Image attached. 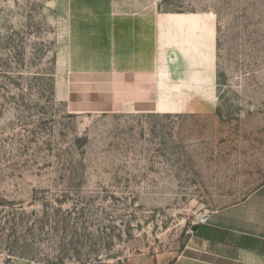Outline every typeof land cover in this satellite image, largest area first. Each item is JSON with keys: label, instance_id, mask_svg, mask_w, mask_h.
Listing matches in <instances>:
<instances>
[{"label": "rangeland", "instance_id": "1", "mask_svg": "<svg viewBox=\"0 0 264 264\" xmlns=\"http://www.w3.org/2000/svg\"><path fill=\"white\" fill-rule=\"evenodd\" d=\"M262 182L264 0H0V264H177Z\"/></svg>", "mask_w": 264, "mask_h": 264}, {"label": "crops", "instance_id": "2", "mask_svg": "<svg viewBox=\"0 0 264 264\" xmlns=\"http://www.w3.org/2000/svg\"><path fill=\"white\" fill-rule=\"evenodd\" d=\"M166 15H162L158 19L159 34L161 23L167 25V21L163 20ZM214 34L216 49L215 25ZM158 42L161 46L160 37ZM180 57H182L181 53L178 59ZM160 66L162 64L154 69L143 68L144 84L151 83L149 81L152 79L153 72L155 84H158ZM164 67L171 69L173 75L175 74L173 76L175 80H185L188 75L189 67L185 65L176 68L177 66L173 67L168 63ZM184 67L187 69L186 72L180 74L179 71L183 72ZM195 68H200V65H196ZM174 69L177 70V73ZM122 70L127 72L126 74H132L130 72H136L138 69L126 68ZM229 193H224L222 201L216 207L199 215L207 214V220L197 224L198 228L194 230L191 245L186 247L183 254L178 257L177 264H264V182L258 186L252 185L248 190L242 191L237 201L230 202L229 198L231 196L235 198L236 195L234 192L233 195Z\"/></svg>", "mask_w": 264, "mask_h": 264}, {"label": "built area", "instance_id": "3", "mask_svg": "<svg viewBox=\"0 0 264 264\" xmlns=\"http://www.w3.org/2000/svg\"><path fill=\"white\" fill-rule=\"evenodd\" d=\"M207 220V214H203V215H201V216H199L198 218H197V220H196V225L197 224H200V223H203V222H205Z\"/></svg>", "mask_w": 264, "mask_h": 264}, {"label": "water", "instance_id": "4", "mask_svg": "<svg viewBox=\"0 0 264 264\" xmlns=\"http://www.w3.org/2000/svg\"><path fill=\"white\" fill-rule=\"evenodd\" d=\"M193 228H194V230H196L198 227H197V225H195Z\"/></svg>", "mask_w": 264, "mask_h": 264}]
</instances>
